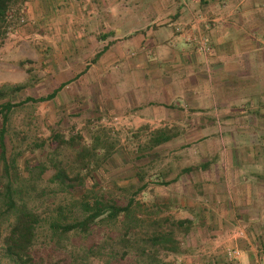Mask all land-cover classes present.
I'll list each match as a JSON object with an SVG mask.
<instances>
[{
    "label": "rangeland",
    "instance_id": "1",
    "mask_svg": "<svg viewBox=\"0 0 264 264\" xmlns=\"http://www.w3.org/2000/svg\"><path fill=\"white\" fill-rule=\"evenodd\" d=\"M21 18L0 41V90L8 93L0 105L57 91L53 100L13 109L6 125L8 157L16 161L10 176L0 159V185L11 179L17 189L16 212L26 208L37 218L29 264H264V238L256 231L237 224L207 227L214 202L203 195L207 180L200 165L220 153L213 143L220 142L222 131L204 134L182 127L155 147L156 132L127 124L93 102L86 107L77 87L63 92L69 71L59 62L41 61L44 38L14 36ZM16 85L25 88L10 92ZM234 134L228 139L243 141L241 128ZM59 171L69 178L58 179ZM97 199L120 207L131 202V212L119 218L106 214L87 232L55 229L84 220V204ZM11 216L0 194V264H14L5 256ZM163 236L176 251L158 241ZM228 249H239L242 258L229 260Z\"/></svg>",
    "mask_w": 264,
    "mask_h": 264
},
{
    "label": "crops",
    "instance_id": "2",
    "mask_svg": "<svg viewBox=\"0 0 264 264\" xmlns=\"http://www.w3.org/2000/svg\"><path fill=\"white\" fill-rule=\"evenodd\" d=\"M19 12L14 36L44 38L41 61L69 71L63 92L77 87L86 107L149 132L222 131L200 165L207 227L264 238V0H23ZM238 128L243 141L229 140Z\"/></svg>",
    "mask_w": 264,
    "mask_h": 264
},
{
    "label": "trees",
    "instance_id": "3",
    "mask_svg": "<svg viewBox=\"0 0 264 264\" xmlns=\"http://www.w3.org/2000/svg\"><path fill=\"white\" fill-rule=\"evenodd\" d=\"M23 5V0H0V41H2L8 34L9 29L12 28V25L16 18H18L19 11ZM25 86L16 85L10 87V92L18 93L23 91ZM8 93L4 89L0 90V100L5 97ZM57 96V91L43 97L41 99H35L33 97L26 98L23 102L20 103H10L6 102L0 105V119L2 121V127L0 129V159L4 167V172L7 176H10L11 170L16 169V161L9 159L8 149L6 144V125L9 121L10 114L13 109L17 106H21L30 102H46L53 100ZM172 140V136L167 134L164 131L156 132L154 136L153 145L158 147L162 144H165ZM89 166V165H86ZM190 169H186L189 171ZM191 170H194L191 168ZM58 179L66 180L69 178L68 175L59 171L56 174ZM17 189L15 188L13 182L10 181L6 185H0V194L4 197L5 204L7 205L10 212L12 211V216L10 217V225L7 237L5 239L6 252L5 256L14 264H29L31 262V256L29 254V247L31 246L34 235L35 227L37 225V218L35 214L31 211L25 209L17 210L16 196ZM86 212L88 213L87 217L79 222H75L68 225H56L55 229L62 231L63 233L71 231H84L87 232L90 230L100 218L108 214L111 217L119 218L121 216H128L131 212L132 203L130 202L126 207H120L112 203H105L102 200H93L88 201L84 204ZM187 221L181 222L184 224ZM163 246L166 244L167 250L176 251L175 245L169 246L170 237L163 236L158 239Z\"/></svg>",
    "mask_w": 264,
    "mask_h": 264
},
{
    "label": "built area",
    "instance_id": "4",
    "mask_svg": "<svg viewBox=\"0 0 264 264\" xmlns=\"http://www.w3.org/2000/svg\"><path fill=\"white\" fill-rule=\"evenodd\" d=\"M21 22L22 23L25 22V19L23 17L21 18ZM197 49L199 52L206 54V55H209L212 53V47L207 37L204 36L198 40ZM226 255L229 260H237V259L242 258L243 253L239 249H228L226 252Z\"/></svg>",
    "mask_w": 264,
    "mask_h": 264
}]
</instances>
